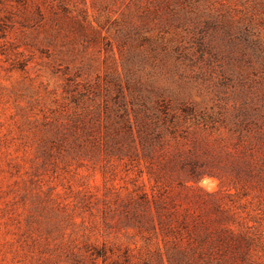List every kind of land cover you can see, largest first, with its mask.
Returning <instances> with one entry per match:
<instances>
[{
	"label": "rangeland",
	"instance_id": "rangeland-1",
	"mask_svg": "<svg viewBox=\"0 0 264 264\" xmlns=\"http://www.w3.org/2000/svg\"><path fill=\"white\" fill-rule=\"evenodd\" d=\"M261 165L264 0H0V264H264Z\"/></svg>",
	"mask_w": 264,
	"mask_h": 264
},
{
	"label": "trees",
	"instance_id": "trees-1",
	"mask_svg": "<svg viewBox=\"0 0 264 264\" xmlns=\"http://www.w3.org/2000/svg\"><path fill=\"white\" fill-rule=\"evenodd\" d=\"M138 139L140 140V146L142 147L143 153L145 156H151V153L156 150L157 147L162 146L163 142V136L161 133H158L156 127L152 126V128H145L142 127V129L138 126ZM190 156L186 158L187 160L183 159L182 163V169L186 172H190L191 179L198 181L203 179L205 176H213V175H205L202 174L200 177V172L197 170V166L199 165V160H197V157L193 156L192 151L190 152ZM185 153L179 152L178 156L180 158L184 157ZM189 159V160H188ZM190 168V171H188V166ZM252 165V164H251ZM250 178L251 182H253V185L256 189L262 191V182L264 181V165H261L259 169H256V167L251 166Z\"/></svg>",
	"mask_w": 264,
	"mask_h": 264
}]
</instances>
